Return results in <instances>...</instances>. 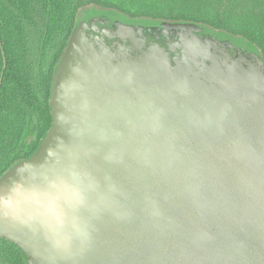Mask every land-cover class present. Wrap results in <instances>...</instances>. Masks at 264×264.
Listing matches in <instances>:
<instances>
[{"label":"water","instance_id":"obj_1","mask_svg":"<svg viewBox=\"0 0 264 264\" xmlns=\"http://www.w3.org/2000/svg\"><path fill=\"white\" fill-rule=\"evenodd\" d=\"M135 27L166 29L109 16L75 32L52 128L0 184V240L28 264H264V89L247 54L202 42L189 56L208 66H171L110 36Z\"/></svg>","mask_w":264,"mask_h":264},{"label":"trees","instance_id":"obj_2","mask_svg":"<svg viewBox=\"0 0 264 264\" xmlns=\"http://www.w3.org/2000/svg\"><path fill=\"white\" fill-rule=\"evenodd\" d=\"M109 16L168 32L198 28L207 34L204 42L222 45L226 55L231 45L244 51L264 89V0H0V179L48 136L54 81L75 32ZM0 264L28 259L0 240Z\"/></svg>","mask_w":264,"mask_h":264},{"label":"flooded vegetation","instance_id":"obj_3","mask_svg":"<svg viewBox=\"0 0 264 264\" xmlns=\"http://www.w3.org/2000/svg\"><path fill=\"white\" fill-rule=\"evenodd\" d=\"M90 22H87L85 25H87L89 27ZM84 25V26H85ZM83 27V26H82ZM88 30L87 28L83 29V31ZM82 31V29H81ZM88 32V31H86ZM134 32V33H133ZM154 33L155 35H158L159 38L161 39V42L163 45L165 46H170V50H172V53L170 55H167V58L169 60V63L171 64V66L175 65L176 61H180V60H184L187 61L189 63H192V65L199 63L201 64V66L205 65L208 66L207 62L203 61L204 56H198L196 57V59H192L191 58V54L193 53H197V52H201L202 50L198 47L197 43H199V46H202V42H204L203 40H205V36L207 34H204V32L202 31H197L196 33L197 35H194L193 32L187 31L189 32V34L186 33V31H182L180 33H177L175 31H165L162 30L161 28H152L151 30H144V29H140V27H135V30L132 32H125V33H121V32H114L112 33V35H110L111 37H113L114 39H116L118 41V43L120 44H124V45H128L129 42L131 41L132 44L135 46L134 48L137 49L138 51H142L145 50L148 53V50L152 49L151 47H157V44L155 46V37L150 36L151 33ZM89 37H92L94 35V33H90ZM131 37H133L134 39L131 40ZM210 39V37H207ZM213 38V36H212ZM192 39L198 40L200 42H192ZM130 42V44H131ZM154 44V45H153ZM175 44L177 45V49H173L172 47L175 46ZM232 46V52H231V57L233 59L237 58V51L238 49L236 47ZM201 50V51H199ZM153 55V54H152ZM191 55V56H189ZM185 56V59H184ZM189 56V58H187ZM156 61L159 63V66L162 65V61L161 59L157 56V54L155 55ZM203 61V64H202ZM161 71H164V69H162ZM180 71L175 72L176 74H179ZM174 73V74H175ZM178 76V75H177ZM4 177H2L0 179V184L2 182Z\"/></svg>","mask_w":264,"mask_h":264},{"label":"rangeland","instance_id":"obj_4","mask_svg":"<svg viewBox=\"0 0 264 264\" xmlns=\"http://www.w3.org/2000/svg\"><path fill=\"white\" fill-rule=\"evenodd\" d=\"M151 33V32H150ZM150 36H153V37H155V46H156V44H157V47L159 48V49H161L162 50V52H163V54L166 56V55H170L171 53H172V50H170V46H165V45H163L162 44V42H161V39L159 38V36L158 35H155L154 33H151L150 34ZM154 45V44H153ZM173 49H177V45L175 44V46L174 47H172Z\"/></svg>","mask_w":264,"mask_h":264}]
</instances>
